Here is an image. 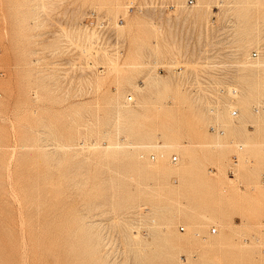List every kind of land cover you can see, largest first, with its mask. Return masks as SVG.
Returning <instances> with one entry per match:
<instances>
[{"label": "rangeland", "instance_id": "1", "mask_svg": "<svg viewBox=\"0 0 264 264\" xmlns=\"http://www.w3.org/2000/svg\"><path fill=\"white\" fill-rule=\"evenodd\" d=\"M215 2L0 0V264H264V0Z\"/></svg>", "mask_w": 264, "mask_h": 264}, {"label": "bare ground", "instance_id": "2", "mask_svg": "<svg viewBox=\"0 0 264 264\" xmlns=\"http://www.w3.org/2000/svg\"><path fill=\"white\" fill-rule=\"evenodd\" d=\"M220 2H222V0H216L215 3L218 4V3H220ZM130 3L132 4L133 2H130ZM254 51H256V52H257V55H258V52H259V51H257V50H254ZM252 52H253V51H252ZM257 55L253 56L252 53H251V57H253V58H255ZM224 90H225V89H224ZM228 92H229L230 95H235V94H237V93H236V92H237V87H236V86H232V87H231V85H230V86H229V91H228ZM126 99H127L128 101H131V100H132V96H131V95H128V96L126 97ZM222 105H223V104H222ZM119 110H120V109H119ZM232 111H236V114H237V110L233 109V110H231V115H232ZM236 114H235V115H236ZM235 115H232V116H235ZM204 117H205V116H204ZM116 119H117V118H116ZM205 119H206V118H205ZM198 120H200V119L198 118ZM199 123H200V122H199ZM201 123H203V122L201 121ZM196 125H197V124H196ZM198 125H199V124H198ZM202 125H203V124H202ZM200 126H201V125H200ZM200 126H199V127H200ZM203 126H204V125H203ZM211 127H214V126L212 125ZM211 127H210V128H211ZM151 129H152V128H151ZM196 129H197V128H196ZM213 129H214V128H213ZM170 130H171V129H170ZM197 130H198V131H201L202 129L199 128V129H197ZM197 130H196V131H197ZM198 131H197V132H198ZM221 131H222V130H221ZM106 132H107V131H106ZM150 132H151V131H150ZM154 132H155V131L153 130V131L150 133V137L154 135ZM202 132H203V131H202ZM146 133H147V132H146ZM102 134H103V133H102ZM107 134H108V133H107ZM155 136H156V135H155ZM170 138H171V136H170ZM170 138H167V139H170ZM165 139H166V138H165ZM173 139H174V137H173ZM175 140H176V139H175ZM168 141H169V140H168ZM177 141H178V140H177ZM221 141H222V140H221ZM150 142H151V141H150ZM156 142H157V141H156ZM156 142H155V143H156ZM222 142H223V141H222ZM142 143H144V142H142ZM161 143H162V142H161ZM164 143H165V144H164L165 147H168V148H169V147L173 146L172 144L170 145V141H169V142H164ZM167 143H169V144H167ZM177 143H178V142H177ZM223 143H225V142H223ZM117 144H118V143H117ZM178 144H180V143H178ZM216 144H217V143H216ZM216 144H215V146H216ZM144 145H145V144H144ZM159 145H160V144H159ZM164 145H162V146H164ZM202 145H203V144H202ZM209 145H210V144H209ZM217 145H218V144H217ZM89 146H90V145H89ZM152 146H153V145H152ZM152 146H151V147H152ZM157 146H158V145H157ZM213 146H214V145H213ZM218 146H220V145H218ZM221 146H223V145L221 144ZM148 147H149V146H148ZM154 147H155V146H154ZM119 148H120V147H119ZM183 148H184V147H183ZM183 148H182V149H183ZM93 149H94V148H93ZM169 149H170V148H169ZM211 149H212V148H211ZM95 151H96V150H95ZM181 151H182V150H181ZM88 152H89V151H88ZM189 152H190V151H189ZM189 152H188V153H189ZM189 154H190V153H189ZM183 155H185V154H183ZM162 156H163V155H162ZM173 156H174V155H172V157H173ZM148 157H149L150 159H154L155 154H153V153L151 152V153L148 155ZM175 157H176V156H175ZM185 157L187 158V157H189V156L186 155ZM232 157H233V156H232ZM230 158H231V157H230ZM176 159H177V157H176ZM187 159H188V158H187ZM171 160H172L173 162H175V160H173L172 158H171ZM188 160H189V159H188ZM146 163H147V162H146ZM153 164H154V163H153ZM149 165H150V164H149ZM156 165H157V164H156ZM131 166H132V165H131ZM151 167H152V165H151ZM146 168H147V167H146ZM153 168H154V167H153ZM176 169H178V168H176ZM157 170H158V169H156V171H157ZM180 170H181V168H180ZM180 170L178 169V171H180ZM195 170H196V169H195ZM109 171H111V170H109ZM158 171H159V170H158ZM175 171H176V170H175ZM178 171H176V173H177ZM177 174H178V173H177ZM168 179H169V177H168ZM177 179H178V178H177ZM117 186H118V185H117ZM159 186H160V185H159ZM111 190H112V189H111ZM117 195H118V194H117ZM163 213H164V212H162V214H163ZM213 216H214V215H213ZM217 216H218V215H217ZM214 217H215V216H214ZM195 218H196V217H195ZM153 221H154V220H153ZM215 230H216V228H215ZM210 232H211V230H210ZM211 233H212V232H211ZM137 239H138V238H137Z\"/></svg>", "mask_w": 264, "mask_h": 264}, {"label": "built area", "instance_id": "3", "mask_svg": "<svg viewBox=\"0 0 264 264\" xmlns=\"http://www.w3.org/2000/svg\"><path fill=\"white\" fill-rule=\"evenodd\" d=\"M188 3H189V4H192V3H193V0H188ZM100 20H101V21H100ZM100 20H99L100 22H98V24H97L96 21H95V25L97 24V27H98L99 29L102 28V25L104 26V20H105V19H100ZM252 55H253V56L257 55V52H256V51H253V52H252ZM235 114H236V111H232V115H235ZM213 128H214V127H211L210 130L214 131L215 129H213ZM172 159H173V160H176V157L173 156ZM179 228H180V230H184V227H183V226H180ZM211 232H212V233H215V232H216L215 227H211Z\"/></svg>", "mask_w": 264, "mask_h": 264}]
</instances>
